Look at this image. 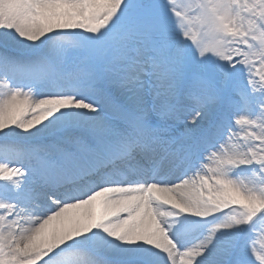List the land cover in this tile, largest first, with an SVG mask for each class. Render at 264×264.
<instances>
[{"label": "snow or ice", "instance_id": "snow-or-ice-1", "mask_svg": "<svg viewBox=\"0 0 264 264\" xmlns=\"http://www.w3.org/2000/svg\"><path fill=\"white\" fill-rule=\"evenodd\" d=\"M0 264H264V0H0Z\"/></svg>", "mask_w": 264, "mask_h": 264}]
</instances>
